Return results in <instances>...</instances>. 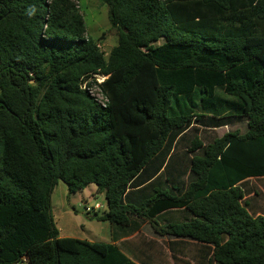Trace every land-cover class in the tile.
<instances>
[{
    "label": "trees",
    "instance_id": "16d2710c",
    "mask_svg": "<svg viewBox=\"0 0 264 264\" xmlns=\"http://www.w3.org/2000/svg\"><path fill=\"white\" fill-rule=\"evenodd\" d=\"M81 1L0 0V264H139L60 237V182L105 193L116 240L147 222L171 251L198 245L196 264H264L245 189L264 179V0H104L108 57Z\"/></svg>",
    "mask_w": 264,
    "mask_h": 264
},
{
    "label": "rangeland",
    "instance_id": "374dc122",
    "mask_svg": "<svg viewBox=\"0 0 264 264\" xmlns=\"http://www.w3.org/2000/svg\"><path fill=\"white\" fill-rule=\"evenodd\" d=\"M80 6L87 27V35L99 41L101 50L108 57L119 40L118 31L113 29L110 23L109 7L104 0H82ZM103 80V77L97 78L98 83ZM92 93L103 101L96 85L92 88ZM236 130L244 133L246 127L240 124L214 130L201 129L199 134L204 143L208 144L216 138L223 137L229 131ZM245 189L247 198L251 197V213L253 215H264V179H250ZM97 191L98 188L95 184H91L75 194H69L68 187L63 182L56 186L52 194V213L62 236L98 242L112 239L111 224L108 221L99 220V218L105 216L108 210L105 193ZM187 218H189V215L181 220ZM142 231L139 236L141 239L145 238V234H151L153 230L145 227ZM197 247L199 246L193 244L187 247L190 258L198 254ZM159 262L162 263L163 261ZM170 262L168 260L169 264H171Z\"/></svg>",
    "mask_w": 264,
    "mask_h": 264
},
{
    "label": "crops",
    "instance_id": "0c3cea01",
    "mask_svg": "<svg viewBox=\"0 0 264 264\" xmlns=\"http://www.w3.org/2000/svg\"><path fill=\"white\" fill-rule=\"evenodd\" d=\"M180 212L181 211H176V210H174L173 212V217L174 219H176V221L182 219ZM160 223L163 222L160 221ZM145 227L153 230L150 224L148 225V223L146 222L141 225L140 230H137L136 232H134L129 236L118 238L117 240L114 239L113 234H111L112 239L110 241H102V242H98L94 240H87V241L93 243L98 242V243L117 245L127 256H129V258H131L133 261L139 264H169L168 260L171 261L170 262L171 264H175L173 258L174 256L178 257V259L181 260L182 259L191 260L193 264H196V262L189 257L187 250V247L190 246L191 244L196 246L194 242L188 241L185 243L183 240L173 239V241H175L174 243L175 250L171 251L170 249L171 239L167 237L158 236L157 234H155L154 230L152 231L151 234H145V238L141 239L139 236L141 234V231ZM60 237H67V236H62L60 233ZM72 238H76V237H72ZM82 240H86V239H82ZM197 248L199 249V247ZM159 261H163V262L160 263ZM18 264H29V262L27 261V259H24L22 262Z\"/></svg>",
    "mask_w": 264,
    "mask_h": 264
},
{
    "label": "clouds",
    "instance_id": "9594fccd",
    "mask_svg": "<svg viewBox=\"0 0 264 264\" xmlns=\"http://www.w3.org/2000/svg\"><path fill=\"white\" fill-rule=\"evenodd\" d=\"M35 11L34 8L29 9V14H32Z\"/></svg>",
    "mask_w": 264,
    "mask_h": 264
},
{
    "label": "built area",
    "instance_id": "2783aa9c",
    "mask_svg": "<svg viewBox=\"0 0 264 264\" xmlns=\"http://www.w3.org/2000/svg\"><path fill=\"white\" fill-rule=\"evenodd\" d=\"M101 77H103V78H104V80L106 79V77H105V76H101ZM98 78H99V77H98ZM104 80H103V81H104ZM103 81H102V82H103ZM102 82H100V83H102ZM97 88H98V87H97ZM91 92H92V90H91ZM88 210H90V209H88Z\"/></svg>",
    "mask_w": 264,
    "mask_h": 264
}]
</instances>
